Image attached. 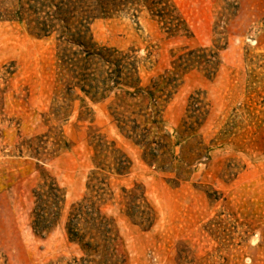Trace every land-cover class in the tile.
I'll list each match as a JSON object with an SVG mask.
<instances>
[{
  "label": "rangeland",
  "instance_id": "obj_1",
  "mask_svg": "<svg viewBox=\"0 0 264 264\" xmlns=\"http://www.w3.org/2000/svg\"><path fill=\"white\" fill-rule=\"evenodd\" d=\"M170 1L187 30L176 37L145 13L98 20L90 31L99 46L135 50L143 87L175 60L191 68L163 113L171 148L161 173L117 130L108 103L58 84L54 37L33 38L24 22L5 19L22 2L30 15L27 0H0V264H264V0ZM177 127L187 131L182 140ZM98 137L129 161L124 174L110 173L109 153L93 165ZM54 141L68 148L54 152ZM92 171L91 185L105 183L96 206L112 230L106 258L84 257L64 229ZM43 183L65 197L41 233L33 192ZM130 192L147 208L127 200ZM137 206L151 227L127 218Z\"/></svg>",
  "mask_w": 264,
  "mask_h": 264
},
{
  "label": "trees",
  "instance_id": "obj_2",
  "mask_svg": "<svg viewBox=\"0 0 264 264\" xmlns=\"http://www.w3.org/2000/svg\"><path fill=\"white\" fill-rule=\"evenodd\" d=\"M30 1L27 0L30 15L22 13V2L19 4L20 11L5 19L24 22L27 33L33 38L54 37L57 45L58 84L69 91H79L93 104L108 103V117L124 137L142 147L144 163L155 166L161 173L166 172L170 168L167 166L171 135L162 130L163 113L179 87L176 83L177 77L185 75L191 68L181 70V65L175 60L172 62L173 70L158 75L143 87L139 76L141 61L135 55V50L121 51L99 46L94 42L90 31L91 26L98 20L118 15H127L136 20L140 14L145 13L151 21L161 25L168 37H176L186 30V25L171 1L45 0L40 3L39 0H32L33 3H29ZM179 59L183 58L180 56ZM198 122L199 118L196 116L190 126L192 131L195 124L199 126ZM174 133L182 140L187 131L177 127ZM179 143L178 141L175 145ZM90 146L94 153L93 165L100 166L98 159L100 154L105 152L112 158L111 174L122 175L127 171L129 161L123 160L124 156L115 148L114 142L108 144L103 137H98L93 139ZM52 148L56 152L68 147L54 141ZM94 175L92 171L86 183L88 194L70 206L64 229L68 242L76 244L84 257L90 258L101 253L106 258L113 241L110 238L112 230L96 206V202H102L104 197L103 193H100L103 190L101 185L105 186L104 179L91 185ZM176 175L178 182L182 181L178 178V173ZM92 193L96 195L93 196ZM33 195V229L41 233L48 232L60 216L65 195L55 184L44 183L38 186ZM127 197V200L140 199L134 192H130ZM140 200L142 207L147 208L142 197ZM137 210L134 213L129 207L125 215L134 222L137 220L135 223L140 226L151 227L149 212H140L139 206Z\"/></svg>",
  "mask_w": 264,
  "mask_h": 264
}]
</instances>
